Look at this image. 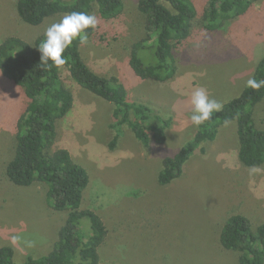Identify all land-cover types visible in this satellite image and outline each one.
I'll use <instances>...</instances> for the list:
<instances>
[{
	"label": "rangeland",
	"instance_id": "1",
	"mask_svg": "<svg viewBox=\"0 0 264 264\" xmlns=\"http://www.w3.org/2000/svg\"><path fill=\"white\" fill-rule=\"evenodd\" d=\"M12 1L0 0V41L6 34L30 38L64 16L49 17L37 29L26 27L16 21ZM192 1L197 8L206 0ZM229 24L224 31L197 35L179 51L178 72L165 83L143 81L127 67L128 45L146 35L136 0H125L117 27L103 28L101 39L95 37L83 47L90 69L101 76H119L132 99L150 102L173 118L162 145L143 147L122 126L123 134L110 149L112 103L75 84L69 86L74 108L57 122L55 145L67 148L89 173L84 205L95 209L107 227L106 242L99 248L103 262L238 264L236 253L222 250L217 242L220 226L235 212L254 215L256 224L264 218V165L249 168L238 162L234 124L205 143L203 153L195 152L172 183L159 185L156 179L161 158L177 151L196 129L189 119L192 92L203 88L220 103L231 99L264 56V0ZM141 59H150L145 50ZM24 105L20 90L0 74V246L10 245L19 263L43 255L63 221L45 206V185L19 187L3 175L13 155V122ZM259 118L264 128V113Z\"/></svg>",
	"mask_w": 264,
	"mask_h": 264
},
{
	"label": "trees",
	"instance_id": "2",
	"mask_svg": "<svg viewBox=\"0 0 264 264\" xmlns=\"http://www.w3.org/2000/svg\"><path fill=\"white\" fill-rule=\"evenodd\" d=\"M260 0H206L197 6L192 0H136V10L144 17L146 35L128 45L127 67L135 77L165 83L178 72L177 55L199 34L218 33L233 18L250 13ZM16 21L37 29L49 18L73 11L92 14L98 24L86 29L87 42L75 39L64 52L66 63L57 67L40 65L39 44L44 32L30 38L6 34L0 41V74L17 87L25 105L13 122V155L3 167L5 179L19 187L35 183L46 186L47 209L63 216L56 238L41 256H29L19 263L10 245L0 246V264H117L103 262L100 251L108 230L95 209L84 205L90 184L87 170L65 147H56L57 122L74 108L70 85L75 84L112 103L113 149L126 126L143 147L162 145L172 126V116L150 102L131 98L125 82L116 75L101 76L86 63L83 47L103 36V28L117 27L125 13V0H13ZM145 50L150 59H141ZM145 61V62H144ZM147 62V63H146ZM251 78L264 80V56L255 64ZM222 110L196 127L190 139L171 155L160 160L159 185L179 178L194 153L205 151L226 126L234 124L236 157L244 167L264 165V128L258 124L264 113V87H246L221 103ZM259 118V119H258ZM235 212L220 226L217 242L224 251L236 253L238 264H264V218ZM100 248V251H99Z\"/></svg>",
	"mask_w": 264,
	"mask_h": 264
},
{
	"label": "clouds",
	"instance_id": "3",
	"mask_svg": "<svg viewBox=\"0 0 264 264\" xmlns=\"http://www.w3.org/2000/svg\"><path fill=\"white\" fill-rule=\"evenodd\" d=\"M98 24L92 14L73 11L61 17L59 22H54L47 27L44 39L38 47L40 52V65L42 67H61L66 63L64 52L72 45L73 40L79 39L81 43L87 42L86 29H94ZM246 87L259 90L264 87V80L257 81L250 78ZM191 114L189 119L195 127L211 119L214 112L222 110L223 105L214 98H210L203 88L195 89L190 97ZM252 171H255L253 169ZM13 239H16L15 237Z\"/></svg>",
	"mask_w": 264,
	"mask_h": 264
}]
</instances>
